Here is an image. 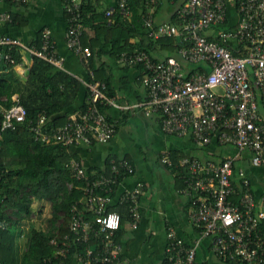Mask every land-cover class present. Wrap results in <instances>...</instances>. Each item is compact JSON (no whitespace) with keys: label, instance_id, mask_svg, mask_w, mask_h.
<instances>
[{"label":"built area","instance_id":"2783aa9c","mask_svg":"<svg viewBox=\"0 0 264 264\" xmlns=\"http://www.w3.org/2000/svg\"><path fill=\"white\" fill-rule=\"evenodd\" d=\"M29 0H0L25 3ZM68 15L67 46L76 54L88 58L91 49L83 44L85 24L81 0H63ZM236 17L230 16L229 0H186L176 8L175 22H156L160 0H146L143 24L153 39L175 36L180 40L179 54L188 64L204 67L190 70L175 56L157 59L144 49L123 51L118 61L123 66L141 67L146 98L136 103H120L107 92L99 80L88 81L90 100L84 111L73 114L63 125L49 128L48 117L41 113L31 125L35 137L42 143L60 142L67 148L82 144L107 143L113 139L117 123L102 110V105L118 110L134 107L160 115L166 134L190 136L197 147L214 142L232 145L238 155L250 154L251 164L264 167V0H233ZM118 8L131 16L129 0H118ZM114 9L106 14L111 16ZM12 21V13L0 10V27ZM41 47L27 45L20 39L0 34V61L16 66V53L27 51L58 68H64L65 58L57 51L52 30L41 33ZM27 118V109L18 98L4 111L1 131L14 129ZM164 163L175 166L183 179V192L189 198L191 220L199 226L200 236L186 243L176 229L168 230L166 257L162 264H199L197 248L202 238H211L216 256L242 264H264V196L256 197L251 179L244 169L236 171L235 157L215 162L197 155H185L175 163L168 153ZM69 166L75 177L83 180V198L71 208L69 228L76 242L86 245L75 257L78 264H117L122 247L117 233L122 228V215L111 207L112 197L121 177L133 175V163L120 158L112 162L111 175L91 179L83 164L72 158ZM242 186L239 202L232 196ZM144 184L125 190L117 201L126 204L130 224L137 228L142 220L140 199ZM8 226L0 221V229ZM93 236V237H92ZM92 238L96 241L93 245ZM71 234L64 237L66 255ZM57 244V237L52 239ZM58 254V255H59Z\"/></svg>","mask_w":264,"mask_h":264},{"label":"crops","instance_id":"0c3cea01","mask_svg":"<svg viewBox=\"0 0 264 264\" xmlns=\"http://www.w3.org/2000/svg\"><path fill=\"white\" fill-rule=\"evenodd\" d=\"M81 1L82 4L91 2L96 7L95 13L102 14V18L103 16L108 17L106 12L109 9L115 11L118 9V0ZM185 1L160 0L156 11V22H171L175 9ZM231 2L233 0H229V12L230 16L235 18V5ZM0 10H8L14 14L11 23H5L0 27V34L12 35L27 45L41 47L43 28L49 27L52 30L57 51L65 58L64 69L79 77L85 84L76 102L68 110L62 111L60 115H66L68 120L73 114L81 112L84 103L88 102L86 87L90 71L82 56L67 46L68 15L63 0H29L25 3L0 2ZM97 20L100 19L97 18ZM84 32L91 38L96 35L95 29L88 24L85 25ZM139 40L137 38L134 41L139 43ZM160 51L164 52L162 47L158 46L153 51V56L159 59L165 58V54H160ZM20 55L21 62L14 67L0 70V75L13 79L17 86L22 87L27 80L32 56L27 51L21 52ZM175 55L186 65L187 69L190 67L181 57L179 51ZM96 58V64L103 63L111 75L113 97L120 103L135 105L146 98V90L142 81L144 71L141 67L123 66L119 63L117 56L110 54H102ZM13 98H19V93L16 92ZM104 112L117 123V130L113 139L107 143L97 142L92 145L73 146L67 151L71 153L73 158L79 160L86 169L92 168V175L96 176L95 178H99L102 174L111 175L112 162L120 158H126L133 163L135 173L121 177V182L112 195L114 197L112 208L114 205L121 204L117 201V197L125 193V190L135 186L137 182L144 184V192L140 199L142 220L137 228L130 224L128 207L126 204H121L125 205L127 209L124 211L125 219L119 233L118 242L122 247V255L121 262L117 264H162L167 254V234L170 227L176 229L177 233L188 242L197 238L198 231L192 224L189 213V198L183 192V179L177 172L173 171L171 166L164 163L163 158L166 153L170 157L172 153L179 152L184 155H197L215 161H221L232 155L235 157V162L237 161L236 171L244 169L251 178L257 196L259 198L264 196V167L252 165L249 153L240 156L234 146H223L216 142L199 148L190 136L166 134L162 129L160 115L147 113L141 108L118 110L115 107L106 106ZM261 112L264 115L263 106H261ZM108 157H112L110 170L97 174L105 169ZM31 198V211L28 214L23 213L17 205H7L6 207V212L18 225L16 236L13 238L15 256H19L17 264H23V256L27 251L28 234H30L31 229L39 227L48 231L52 226V201L48 198H36L33 195ZM59 215L60 217L54 225L57 227L64 221L63 212H60ZM96 243L94 241L92 244L96 245ZM197 258L202 264H240L239 262H227L217 258L210 250L209 238L200 242ZM1 263L2 260L0 259Z\"/></svg>","mask_w":264,"mask_h":264},{"label":"trees","instance_id":"16d2710c","mask_svg":"<svg viewBox=\"0 0 264 264\" xmlns=\"http://www.w3.org/2000/svg\"><path fill=\"white\" fill-rule=\"evenodd\" d=\"M129 3L132 11L130 17H126L118 8L112 16H103V18L102 14L95 13L96 7L91 2L82 4L85 25L92 26L96 31L93 38L85 34L86 32L82 37L83 44L88 46L92 53L88 58L82 57L90 71L89 80L87 81L99 80L106 83L107 92L110 96H114L111 75L107 72L103 63L96 64L97 56L110 54L118 58L123 51H133L135 49H144L153 55V51L161 46L164 52L160 51V54H165L166 58L171 55L176 56L175 53L180 47V40L175 36L153 39L147 34L143 24V15L147 11L146 0H129ZM13 18L14 14H12V20ZM97 18L100 20H97ZM177 21L175 9L171 22L176 23ZM137 38L140 39L139 43L134 41ZM16 55L18 62H21V55L19 53H16ZM187 65L190 66L188 68L190 70L204 67L202 64ZM11 67L14 66L6 65L0 61V70ZM84 86V82L70 71L58 68L36 55L32 56V64L28 70L27 80L22 87L17 86L13 79L0 75V221L6 220L8 222L6 229H0L1 264H17L19 262V256H15L13 241L18 225L6 212V207L7 205H17L23 213L28 214L31 211L32 195L36 198H48L52 201V226L48 231L39 227L31 229L30 234H28L27 251L23 256V264H77L75 255L78 250L86 245L83 242H76L74 240L75 236L69 228L71 208L77 200L84 196V190L82 189L84 181L76 178L74 169L69 166V161L73 157L71 153H68V148L62 143L44 144L35 137L34 131L31 130V125L37 121L41 113L47 115L49 128H57L62 123L64 124L67 121V116L60 115V113L68 110L76 102ZM86 88L89 102L90 91L88 86ZM16 92L19 93V101L27 109L26 121L17 123L14 129L1 131L4 111L14 103L13 96ZM88 102L84 103L81 111L87 108ZM105 109L106 106L102 105V110ZM183 156L185 155L179 152L171 154V158L175 163H178ZM111 158L106 159L105 169L97 174L110 170ZM236 163L237 161L234 163V168H236ZM171 168L180 175L177 167L172 166ZM85 170L89 176L96 177L92 175V168H85ZM237 183L238 192L232 198L239 202L243 190L241 191L242 186L239 181H236ZM70 184H72V187H70ZM251 188L252 192L258 197L252 181ZM126 206L118 204L113 207L121 213L122 223L125 219ZM60 212L64 214V221L57 227L54 225L60 217ZM19 213L21 212L19 211ZM192 224L198 231L195 239L197 240L200 236L199 226L193 221ZM261 228L264 231V221L261 223ZM67 233L71 234V246L66 255H61L57 252L63 248L62 243ZM119 233L120 231L117 233L118 241ZM55 237H57V244L52 243V239ZM93 239L95 238H92V243L94 242ZM203 239L206 238H202L201 241ZM209 239L210 250L215 255L211 249V238ZM194 241H186V243L191 244ZM216 257L221 260L220 257ZM197 261L202 264L198 258Z\"/></svg>","mask_w":264,"mask_h":264},{"label":"rangeland","instance_id":"374dc122","mask_svg":"<svg viewBox=\"0 0 264 264\" xmlns=\"http://www.w3.org/2000/svg\"><path fill=\"white\" fill-rule=\"evenodd\" d=\"M231 4H233V2H231Z\"/></svg>","mask_w":264,"mask_h":264}]
</instances>
